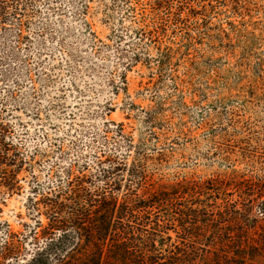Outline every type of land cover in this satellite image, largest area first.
<instances>
[{
  "label": "trees",
  "instance_id": "1",
  "mask_svg": "<svg viewBox=\"0 0 264 264\" xmlns=\"http://www.w3.org/2000/svg\"><path fill=\"white\" fill-rule=\"evenodd\" d=\"M58 1L0 0V186L7 191L17 190V175L26 164L21 138L28 131L17 130L13 110L24 109L23 95L35 94L32 63L34 72L45 70L50 22L39 15L41 8H55L60 20L65 9L52 4ZM71 1L78 31L97 45L87 18L90 2L96 0ZM149 1L161 16L154 30L171 44L157 49L158 83L171 76L175 98L167 109V101L158 96L145 107L136 105L126 93L125 70L139 62L148 64L140 53L118 49L124 71L117 82L111 78L108 84L113 94H126L117 103L126 116L133 112L140 116L137 140L124 133L122 123L112 122L94 133L101 148L110 147L106 154L100 149L104 159L94 167L83 163L76 174L71 165L55 173L46 181L48 193H36L41 184L34 178L35 197L29 202L46 208L42 214L47 224L38 219L24 235L33 246L27 254L21 253V242L6 228L0 264H264V178L233 170L214 177L182 173L173 179L150 170L153 163L162 170L168 164L167 154L178 152L161 146L167 141V123L173 122L179 134L190 123L199 129L211 118L223 119L231 109L245 115L264 108V52L257 51L253 33L237 29L246 7L241 0ZM219 7L227 10V27L219 18ZM104 17L108 21L107 13ZM36 25L41 34L32 36ZM116 31L113 25L112 35ZM129 38L144 40L137 31ZM65 39L61 35V41ZM230 57L233 61L226 66L223 61ZM185 64L186 84L180 88L174 73ZM107 106V112L113 111L114 106ZM168 110L175 118H167ZM35 212L39 218L40 211Z\"/></svg>",
  "mask_w": 264,
  "mask_h": 264
},
{
  "label": "rangeland",
  "instance_id": "2",
  "mask_svg": "<svg viewBox=\"0 0 264 264\" xmlns=\"http://www.w3.org/2000/svg\"><path fill=\"white\" fill-rule=\"evenodd\" d=\"M187 1L196 4L201 0ZM241 1L246 7L243 11L245 17L237 29H247L253 33L257 51L264 52V0ZM52 4L54 7L61 5L65 10L58 20L60 12L55 8L46 11L41 8L39 19L47 18L50 22L46 31L49 35L45 43V70L41 74L34 72L35 62L32 63L34 70L31 78L35 94L29 92L23 95L24 109L13 110L12 122L17 130L28 131L21 138L26 149V164L17 175V190L7 191L0 186V221L5 222V225H0V242L6 237L3 231L9 227L12 236H16L15 241L21 242L23 254L33 248L30 238L24 239V235H28L38 219L43 225L47 224L42 214L46 208L41 204L32 206L29 202L31 196L35 197L32 190L36 184L33 183L34 178L41 184L36 193H48L46 181L55 178V173H62L70 165L74 174L78 173L83 163L94 167L97 160L104 159L103 153H109L107 150L110 148H101L100 137L95 138L94 133L112 122L122 123L124 133L130 135L134 142L137 140L140 116L134 112L131 117L126 116L125 110L117 105L122 102L125 93L120 91L117 95L113 94L108 84L111 78L117 82L124 71L123 63L118 59V49L140 53L144 63L148 64L147 67L139 62L125 70L126 93L136 105L145 107L158 96L167 101V109L176 92L169 79L171 76L162 85L158 83L160 77L154 58L157 49L171 44L167 37L154 30L161 16L152 10L149 0H129L127 4L115 0L90 2L87 18L97 45L78 31L80 24L71 0H59L58 4ZM115 4L118 6L114 7ZM105 5L109 7L108 10ZM225 9L218 8L219 18L222 17L224 21L223 27H227ZM113 25L117 30L114 35L111 32ZM31 31L32 36L41 34L38 25L33 26ZM135 31L143 35V41L129 38L130 35L134 36ZM61 35L66 37L64 41H61ZM120 35V40L114 38ZM230 61H233L232 57L223 62L226 64ZM186 71V64L175 69L180 88L186 84ZM108 104L109 107L114 106L113 111L107 112L108 106L104 105ZM263 110L257 108L256 113L247 112L245 115L237 109H231L229 113L223 111L225 118H211L199 129L190 123L179 134L173 129V122L167 123V131H164L167 141L161 146L178 152L167 154L168 164L162 170L155 163L151 164L150 170H154L157 176L160 172L173 179L180 178L182 173L188 177L194 175V178L214 177L233 170L247 177L257 175L264 178ZM166 116L168 119L175 118L174 112L169 110ZM18 123L23 127H18ZM34 150L37 152L34 153ZM85 172L89 173L88 170ZM35 211H40L39 218Z\"/></svg>",
  "mask_w": 264,
  "mask_h": 264
}]
</instances>
